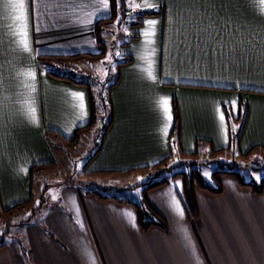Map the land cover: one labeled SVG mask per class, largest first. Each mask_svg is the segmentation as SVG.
Wrapping results in <instances>:
<instances>
[{
    "label": "crops",
    "instance_id": "crops-1",
    "mask_svg": "<svg viewBox=\"0 0 264 264\" xmlns=\"http://www.w3.org/2000/svg\"><path fill=\"white\" fill-rule=\"evenodd\" d=\"M23 3L22 10L13 11L8 0H0L2 213L28 205L36 167L56 162L51 143H74L92 121L87 87L51 76L40 57L52 64L53 56L90 53V46L101 45L99 25L113 21L101 20L109 17L110 0L107 5L103 0ZM140 3L144 10L156 5L159 13L140 17L136 36L130 34L122 43L121 60H130L117 63L118 81L109 90L112 119L84 171L124 188L114 181L133 177L132 181L138 173L145 179L152 165L167 157L217 155L232 147L243 155L264 150V4ZM152 20L157 21L154 36L153 26L145 23ZM80 93L82 99L74 95ZM165 99L171 120L164 111ZM230 102L236 106L231 117ZM174 103L179 112L177 136ZM75 135L76 140L69 141ZM228 176L231 181H221L220 191L204 188L195 194L194 189L195 218L184 207L183 182L177 188L175 177L143 188L144 200L165 228L153 223L144 228L132 204L72 186L63 196L67 210L39 202L34 221L16 223L24 230L31 264H264V184L257 192ZM25 257L7 242L0 246V264H29Z\"/></svg>",
    "mask_w": 264,
    "mask_h": 264
},
{
    "label": "rangeland",
    "instance_id": "rangeland-1",
    "mask_svg": "<svg viewBox=\"0 0 264 264\" xmlns=\"http://www.w3.org/2000/svg\"><path fill=\"white\" fill-rule=\"evenodd\" d=\"M114 2L115 16L113 21L109 23L102 22L98 27L100 42L103 46L99 45V48H97L92 45V47H89L90 53L103 51L102 55L82 54L66 59L56 58L52 60V64H45V59L41 58V62L43 61L42 64L46 69L48 67L53 72L72 77L76 80L89 82L93 89H95V93L98 90L100 91L101 97H106L108 85L117 78V63L123 57L121 46L130 34L134 35L133 32L136 25H133V23L139 20L136 14L146 8L140 5L141 0H120L119 4H117L116 0ZM106 12V16H110L112 14L111 7L109 10L106 9ZM116 53H119V55L117 56ZM109 60L111 63H109ZM105 71H107V75H104ZM96 85L100 88H96ZM97 103L101 104L100 99H97ZM98 104H96L98 117L94 125L89 129L81 130L74 143L63 144L61 142L60 144H63V147H59L57 143H51L52 151L57 157L56 162L54 165L36 167L31 185L33 195L28 205L24 208L11 210L8 213L0 212V244L7 242L13 247V250L24 252V255L27 257L24 259H27L30 262L29 264H31L29 246L25 240L23 228L18 227L16 222L26 219L27 221L28 219L34 221L37 218V214H34L33 210L38 206L39 202L50 206L51 209L64 208V210H67L63 196L68 186H72L79 191L92 190L103 195H115L120 198L133 200L144 207L145 210L141 214L144 222L150 219L159 220L158 216L156 217L146 206L142 189L147 183L154 182L160 179L162 175L170 172L168 169L162 170V172L157 174L155 173L157 167H151V170L147 171L145 179H142L144 181L141 183H137L140 180L139 175L141 174L139 173L136 174L135 180L132 181L133 177L126 180L123 179L122 181H114L115 183L113 184L123 186L124 188L115 187L112 183H104L102 177L101 179H95L90 173L84 171L87 157L101 143L104 128L110 118V114L108 112L105 114L103 111L106 110L102 105L100 107ZM241 121L242 118L240 119ZM180 160H183V162H180ZM179 163L181 165L177 166L176 170H182L190 175L194 168L199 180L214 189L222 187L221 181L225 182L224 185L229 184L231 181V178L227 174L216 173V171L227 169L236 171L242 181L250 182L256 187L264 179V150L259 148L250 151L248 155L241 154L238 147L217 155L202 154L196 157L191 155H175V159L168 161V166ZM226 176H228V179ZM235 178L239 181L237 177ZM125 182H127L126 186L121 185ZM182 182V176H176L173 180V184L179 185V189L182 186ZM194 189L195 194H200V191L204 188L195 186ZM17 237L20 239L19 243L16 240ZM16 256H18L17 252Z\"/></svg>",
    "mask_w": 264,
    "mask_h": 264
},
{
    "label": "trees",
    "instance_id": "trees-1",
    "mask_svg": "<svg viewBox=\"0 0 264 264\" xmlns=\"http://www.w3.org/2000/svg\"><path fill=\"white\" fill-rule=\"evenodd\" d=\"M110 3H111V9H112L111 16L106 17V18H102L101 20H113L114 19V16H115V11H114L115 2H114V0H110ZM158 13H159V11L154 10V9H145V10H142V12L137 13L136 15L139 18L140 17L142 18L143 16H149V15H154V14H158ZM140 24H141L140 20H138L137 22L133 23V25H140ZM133 36L135 37L136 35H133ZM97 41L101 44L98 34H97ZM82 54L102 55L103 51H100L99 53H84V52L83 53H76V54L69 55L68 57H75V56H79V55H82ZM61 56L63 57L65 55H61ZM58 57L57 56H53V58H58ZM40 58H44V57H40ZM48 58H51V57H48ZM129 60H130L129 57H125L122 60L118 61V64L127 62ZM47 73L50 74L51 76H55L57 78L66 79V80L72 81V82H74L76 84L85 85L87 87V90H88V93H89V96H90V101H91V117H92L91 123L89 125H87L88 128L91 127L95 123V121H96V119L98 117V111H97L96 104H98L97 103V99H100L101 104H98V105L100 107L102 105V107L106 110V111H103L105 114L107 112H108V114H110L109 122L105 126L103 134H102V136H103L104 132L108 128V126H109V124L111 122V119H112V106H111V100L109 98V90L118 81V77H119L118 74H117V78L108 85L109 88L107 90L106 97H101L100 94H99L100 91L98 90L95 93V89H93L91 84L89 82H87V81L76 80V79H74L72 77L53 72L52 70H49V69L47 70ZM102 87H103V85H102ZM96 88H100V87H98L96 85ZM106 101H108V102L106 103ZM106 104H107V106H106ZM173 109H174V117H175L174 131H175V135L177 136L179 134V115H178L179 112H178V108H177L176 103H174V108ZM81 128H85V127H81ZM242 128H243V122H242L238 132L233 135V143L234 144H237L239 136H240V133L242 131ZM73 140L74 141L76 140V135H75V137L73 139H70L69 141H73ZM232 148L234 149L235 147H232ZM168 160L169 159L167 157V158L155 163L154 165H152L153 167H157V170L155 172L157 174L159 172H162V170H167V169L170 172H167V174L162 175L160 179L155 180L154 182H151L149 184L147 183L146 186H144V190H146L147 188H150V187H155V186L161 185V184L167 182L170 178H173V177H176V176H182V178H183V189H182V192H181V196H182L183 204H184V207H185L187 213L191 217L195 218L198 215V210H197V205H196V200H195V194H194L195 186H200L202 188H205V189H208V190H211V191H220V189L219 188L213 189V188L209 187L208 185H205L204 183H202L199 180V178L197 176V173L195 172L194 168L192 169V173L189 175V174L185 173L182 170H176L175 169L177 166L181 165V163H179V164H171L170 166H168ZM180 162H183V160H180ZM222 162L225 163L224 161H222ZM170 168H171V170H169ZM216 173H222V174L235 176V177H237L239 179V181H240V183L242 185H250L257 192H261L263 184H264V179L261 180L260 185L258 187L254 186L252 183L244 182V181H242L240 179L239 174L236 171L229 170V169L216 171ZM118 188H122V187H118ZM91 192H94L99 198H102V199L114 198V199H116L119 202L124 201V202L132 204L136 208L137 213L139 215V224L142 225L144 228L147 227L149 224H152V223L160 226L161 228H165L164 220L157 214V212L152 208L151 205H148L149 203L147 201H146V206H148L149 210L153 214L158 216L159 220L142 222L140 217H141L142 212H144L145 209H144V207L141 204L133 202L132 200H129V199L117 197L115 195H103V194H100V193L95 192V191H91ZM40 204H42V203L40 202ZM1 244H0V246H1Z\"/></svg>",
    "mask_w": 264,
    "mask_h": 264
},
{
    "label": "snow or ice",
    "instance_id": "snow-or-ice-1",
    "mask_svg": "<svg viewBox=\"0 0 264 264\" xmlns=\"http://www.w3.org/2000/svg\"><path fill=\"white\" fill-rule=\"evenodd\" d=\"M103 2L105 3V5H107L108 2H109V0H103ZM116 2H117V4H119V3H120V0H116ZM260 3H261V4H264V0H260ZM8 6H9L13 11H16V10H22V9L24 8V3H23V0H8ZM155 7H156V5H149V8H150V9H155ZM262 11H264V9H262ZM188 15H189V21H188V22L191 23L192 12L189 11V12H188ZM15 19L19 20V19H21V17H20V16H16ZM145 23L148 24V25H152V26H153V31L150 33V35L154 36V35H155L154 26H155V24L157 23V21L152 20V21H146ZM116 55L118 56L119 53H116ZM109 63H111L110 60H109ZM107 74H108L107 71H105L104 75H107ZM74 95H78L81 99L83 98V94H82V93H80V94H74ZM230 103H231V105H232V110L229 112V116L231 117V116L235 113V107H236V106H235V103H234V102H230ZM162 104H163V106H164V111H165V113L167 114V118H168V120H171L172 117H171V115H170V108L168 107V104H169L168 100H167V99L163 100V101H162ZM219 119H220L221 122L224 121V115H223V112L220 113ZM237 127H238V126H237ZM232 130H233V132H235L236 128L233 127ZM165 135H167V132H165ZM225 142H227V140H226ZM139 179L142 180V179H144V178L141 177V178H139ZM257 179H259V177H257ZM178 186H179V185H177V188H178Z\"/></svg>",
    "mask_w": 264,
    "mask_h": 264
}]
</instances>
